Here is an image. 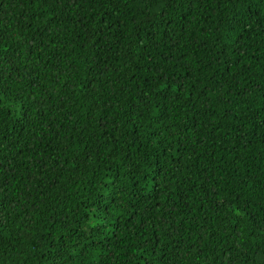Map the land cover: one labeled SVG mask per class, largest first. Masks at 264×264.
Wrapping results in <instances>:
<instances>
[{"label": "trees", "instance_id": "16d2710c", "mask_svg": "<svg viewBox=\"0 0 264 264\" xmlns=\"http://www.w3.org/2000/svg\"><path fill=\"white\" fill-rule=\"evenodd\" d=\"M0 264H264V0H0Z\"/></svg>", "mask_w": 264, "mask_h": 264}]
</instances>
